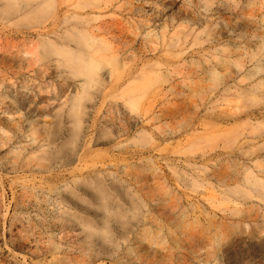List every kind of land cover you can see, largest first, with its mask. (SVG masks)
Returning a JSON list of instances; mask_svg holds the SVG:
<instances>
[{"label":"rangeland","instance_id":"374dc122","mask_svg":"<svg viewBox=\"0 0 264 264\" xmlns=\"http://www.w3.org/2000/svg\"><path fill=\"white\" fill-rule=\"evenodd\" d=\"M24 1L0 0V264H264V0Z\"/></svg>","mask_w":264,"mask_h":264},{"label":"bare ground","instance_id":"6f19581e","mask_svg":"<svg viewBox=\"0 0 264 264\" xmlns=\"http://www.w3.org/2000/svg\"><path fill=\"white\" fill-rule=\"evenodd\" d=\"M28 1L29 0H25L23 2V4L28 6L29 5ZM53 3H54V0H44L43 2L37 3L35 5L36 8H34V7H31V8H34L38 11H39L40 7H41L40 10L43 8L51 9V7L53 6ZM23 9L24 8L21 6L19 7V9H17V8L14 9L13 4L7 3L5 5L4 12H7V14L8 13L12 14V13H16V12H21ZM34 9H32V11ZM36 10H35V12H36ZM51 10H53V9H51ZM43 12L41 11L40 13H43ZM45 12H46V10H45ZM36 13L32 12V14H36ZM46 16H47V14H46ZM72 36H73L72 42L75 44V47L77 49H72L71 47H65V46H56L58 49V53H56V54L61 56L62 59L60 58L59 62L60 63L62 62L65 65V68L68 70V72L71 74V76L72 77H80V78H82V81H83L82 84L80 85L79 90L77 91V92H80V95H79V97L77 96L73 100L75 105L72 106L68 111V116L70 118H72L71 123L74 126H76L77 124H80L77 122V115L79 113V110H78L79 99H80V97H83L82 95H85L84 93L86 92L87 88L90 86V84H92L93 81H95V79H97V77H98L97 80H99V76H97V77L95 76L96 74L98 75V72H96V70L94 69L95 67L91 64V62L88 61L86 55L84 54V52L81 49V47L84 44V41L81 38L82 35L80 33H77V34H73ZM94 83H96V82H94ZM76 135H77L76 133H73V134H71L70 138H72ZM84 231L86 232L87 236H89L92 233L91 231H87V230H84ZM105 232L106 231L104 230L103 233H105Z\"/></svg>","mask_w":264,"mask_h":264}]
</instances>
